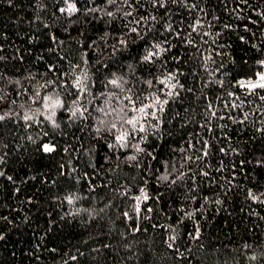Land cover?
Instances as JSON below:
<instances>
[{
  "label": "trees",
  "instance_id": "1",
  "mask_svg": "<svg viewBox=\"0 0 264 264\" xmlns=\"http://www.w3.org/2000/svg\"><path fill=\"white\" fill-rule=\"evenodd\" d=\"M263 70L264 0H0V264H264Z\"/></svg>",
  "mask_w": 264,
  "mask_h": 264
},
{
  "label": "snow or ice",
  "instance_id": "2",
  "mask_svg": "<svg viewBox=\"0 0 264 264\" xmlns=\"http://www.w3.org/2000/svg\"><path fill=\"white\" fill-rule=\"evenodd\" d=\"M68 10H69V11H74L75 8H74V6H70ZM61 11H65V9H61ZM260 80H261V81H264V76H261V77H260ZM77 83H79V81H78ZM112 83L115 84L116 81H112ZM161 83H165V82H164V81H161ZM166 86H167V85H166ZM172 87L174 88L175 85H172ZM251 87H252V88H256V87L264 88V83L252 84ZM168 94L171 95L170 92H169ZM43 99H44V107L50 109V111H51V115L48 117V119H49V120H52V118L55 116V109L58 108V107H62V106H63L62 101H60L59 98L52 99V98L47 97V96H45ZM262 99H264V97H262ZM129 100H130L131 103H134L133 101H131V98H129ZM166 103H167V100H164L163 102H161V100L159 99V97H156V98L154 99V101H153L152 104H144V103H142V106L135 107V108L133 109V111H136V112H138V113H142V114H144L145 116H147V115H152V117L155 118V112L148 113V112H147V109H148V108H151V107H154L155 105H159V106H160V110L162 111V110H163V104H166ZM78 110H79V109H77V111H78ZM81 114H82V113H81ZM72 115L75 116V115H76V111H73ZM213 115H215L214 112H213ZM3 118H4L3 116H0V120H2ZM24 119H25V120H29V119H32V117H31V116H25ZM138 122H139V121H138V118L135 117V116H134V117H131V118H129V119H127V120L125 121V123H127L128 125H131V126H132V129H133V130L136 129V126H137ZM53 123H54V121H53ZM115 127H116V125L113 124V125H112V128H115ZM139 130H140V131H143V130H144L142 125L140 126ZM127 135H128L127 132L121 133L119 136L116 137V139H117L118 142H123V141L126 139V136H127ZM43 149H44V151H46V152H50V151L53 150V149H52L51 147H49L48 145H44V146H43ZM205 154H207V153H205ZM131 159H135V157H131ZM142 192H143V190H142ZM143 198H144V199H147V196L144 195ZM67 199L69 200V203L72 202V198H71V197H68ZM137 199H139V198H137ZM136 211L139 212V207H138V206H137V208H136ZM125 215L127 216V213H125Z\"/></svg>",
  "mask_w": 264,
  "mask_h": 264
},
{
  "label": "rangeland",
  "instance_id": "3",
  "mask_svg": "<svg viewBox=\"0 0 264 264\" xmlns=\"http://www.w3.org/2000/svg\"><path fill=\"white\" fill-rule=\"evenodd\" d=\"M261 76H264V70H263L261 73H259L257 79H254V80H252V81H248V80H246V81H242V85H243V86H247V87L250 88V89H255V88H252V87H251L252 84L264 83V81H261V80H260V77H261ZM256 88H258V87H256Z\"/></svg>",
  "mask_w": 264,
  "mask_h": 264
},
{
  "label": "water",
  "instance_id": "4",
  "mask_svg": "<svg viewBox=\"0 0 264 264\" xmlns=\"http://www.w3.org/2000/svg\"><path fill=\"white\" fill-rule=\"evenodd\" d=\"M1 176V175H0Z\"/></svg>",
  "mask_w": 264,
  "mask_h": 264
}]
</instances>
